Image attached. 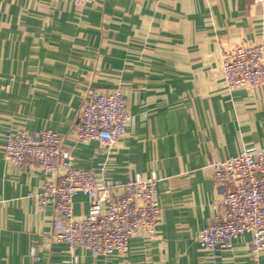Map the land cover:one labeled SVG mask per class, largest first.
Returning <instances> with one entry per match:
<instances>
[{
    "label": "crops",
    "instance_id": "1",
    "mask_svg": "<svg viewBox=\"0 0 264 264\" xmlns=\"http://www.w3.org/2000/svg\"><path fill=\"white\" fill-rule=\"evenodd\" d=\"M264 41V0H0V264H213L197 235L223 192L210 165L264 148V85L229 89L221 65L238 46ZM119 89L129 121L111 154L73 129L89 90ZM50 129L71 165L123 184L157 179L159 224L122 254L93 256L52 240V203L41 207L43 173L3 160V130ZM52 178L54 176L52 175ZM84 216V195L73 199ZM250 236L215 264H264Z\"/></svg>",
    "mask_w": 264,
    "mask_h": 264
},
{
    "label": "built area",
    "instance_id": "2",
    "mask_svg": "<svg viewBox=\"0 0 264 264\" xmlns=\"http://www.w3.org/2000/svg\"><path fill=\"white\" fill-rule=\"evenodd\" d=\"M70 1L83 9L94 0ZM255 3L262 4L263 0ZM220 73L229 89L264 85V41L236 47ZM129 118L119 89L89 90L73 139L83 144L96 141L99 152L109 155L125 136ZM3 138L1 153L6 164L20 167L31 161L44 175L37 198L41 207L52 203L54 242L70 249H87L93 256L122 255L131 238L153 235L160 215L154 174L129 176L120 184L105 180L104 163L95 169L74 168L70 150L50 129L36 135L4 129ZM210 177L223 192L215 202L214 216L197 235L200 250L210 254L215 264V254L230 250L235 239L248 234L249 254L256 260L264 253V148L244 149L212 163ZM78 194L88 202L84 216L73 214V199Z\"/></svg>",
    "mask_w": 264,
    "mask_h": 264
}]
</instances>
